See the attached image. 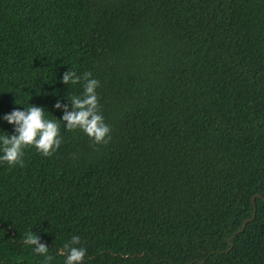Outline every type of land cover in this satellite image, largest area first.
Wrapping results in <instances>:
<instances>
[{
    "label": "trees",
    "instance_id": "trees-1",
    "mask_svg": "<svg viewBox=\"0 0 264 264\" xmlns=\"http://www.w3.org/2000/svg\"><path fill=\"white\" fill-rule=\"evenodd\" d=\"M70 69L106 143L60 121ZM32 105L62 143L0 161V264H65L73 236L83 264H264V0H0V135Z\"/></svg>",
    "mask_w": 264,
    "mask_h": 264
},
{
    "label": "clouds",
    "instance_id": "clouds-1",
    "mask_svg": "<svg viewBox=\"0 0 264 264\" xmlns=\"http://www.w3.org/2000/svg\"><path fill=\"white\" fill-rule=\"evenodd\" d=\"M91 73L86 72L83 77L73 70L65 71L62 75V83L65 85L80 83L83 79V94L71 96L69 105L57 101L54 107L63 108L62 122L68 131L79 129L83 131L95 144L106 143V137L110 139V127L104 122L100 114V106L96 89L99 81L92 79ZM3 119L14 126V134L0 135V161L10 166L21 165L23 149L29 146L41 153L44 157H50L59 149L62 138L60 125L55 120L45 118L42 107L32 105L24 110H13L6 114ZM22 243L32 247L34 254L51 260L48 255V246L41 243L39 235L28 233L22 239ZM80 237L73 236L65 243L61 253L65 256V264H83L86 249L80 247Z\"/></svg>",
    "mask_w": 264,
    "mask_h": 264
},
{
    "label": "water",
    "instance_id": "water-1",
    "mask_svg": "<svg viewBox=\"0 0 264 264\" xmlns=\"http://www.w3.org/2000/svg\"><path fill=\"white\" fill-rule=\"evenodd\" d=\"M256 196H257V197H260L259 194H254V195L252 196V198H251V200H252V202H253V213H252V215H251L250 217L245 218V219L243 220L241 227H240L236 232H241V231L245 228L246 224H247L248 222H250L251 220L254 219V217H255V212H256V207H255L254 200H255V197H256Z\"/></svg>",
    "mask_w": 264,
    "mask_h": 264
},
{
    "label": "flooded vegetation",
    "instance_id": "flooded-vegetation-1",
    "mask_svg": "<svg viewBox=\"0 0 264 264\" xmlns=\"http://www.w3.org/2000/svg\"><path fill=\"white\" fill-rule=\"evenodd\" d=\"M263 199V198H262ZM264 200V199H263Z\"/></svg>",
    "mask_w": 264,
    "mask_h": 264
}]
</instances>
